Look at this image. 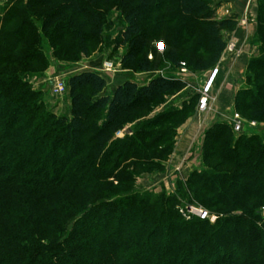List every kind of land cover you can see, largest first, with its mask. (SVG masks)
I'll list each match as a JSON object with an SVG mask.
<instances>
[{
    "label": "trees",
    "instance_id": "16d2710c",
    "mask_svg": "<svg viewBox=\"0 0 264 264\" xmlns=\"http://www.w3.org/2000/svg\"><path fill=\"white\" fill-rule=\"evenodd\" d=\"M80 1L97 0H7L0 8V264H264V138L214 123L205 131L203 167L178 181L182 198L140 191L138 175L164 169L175 128L191 107L128 124L181 91V79L125 80L105 94L101 75L78 72L67 82L70 116L47 111L41 92L24 79L48 65L42 35L85 43L86 23L76 17L99 32L97 14ZM117 1L125 24L119 37L127 43L121 64L140 72L160 62L149 52L146 12L174 13L165 14L174 25L162 43L173 67L186 64L181 39L193 53L209 55L192 54L188 65H214L225 48L220 29L237 24L235 16L211 19L204 0ZM256 17L259 54L248 62L250 86L237 91L234 108L264 121V0H257ZM182 201L216 214L215 222L183 218Z\"/></svg>",
    "mask_w": 264,
    "mask_h": 264
},
{
    "label": "rangeland",
    "instance_id": "374dc122",
    "mask_svg": "<svg viewBox=\"0 0 264 264\" xmlns=\"http://www.w3.org/2000/svg\"><path fill=\"white\" fill-rule=\"evenodd\" d=\"M204 1L209 6L211 19L219 21L235 16L237 21L234 29H220V34L225 41V48L219 60L207 69H194L190 66L191 64H187L192 54L196 59H209V55L202 52L193 53L192 45L184 44L183 39L180 41L178 51L182 61H186L184 70L181 65L173 67L168 63L163 55V49L157 48V44H164V33L173 28L174 24L169 22L171 19L164 18L165 14L169 17L174 14L171 10L170 12L166 10L149 11L142 17V27L148 31L149 52L157 55L156 59H160L157 70L140 72L123 66L121 58L126 52L127 43L122 44L119 37L120 31L125 25L120 6L117 0H97L92 4L80 1V6L83 11H95L100 22L99 32L95 33L92 30L93 25L88 24L84 18L76 17L73 18L75 22L83 23L84 21L86 23V27L81 28L82 36L86 39L85 43L80 44L78 40L70 38H63L61 41H57L60 43H56V41H48L47 37L42 35L40 47L43 55L48 58V65L41 72L24 75V79L32 89L41 92L46 110L56 116H70V96L67 82L71 75L81 71L87 70L99 75L103 74L108 82H106L107 85L103 91L105 94H110L115 85L123 83L125 80L135 81L141 85L157 75L181 79L184 82L181 91L168 94L156 101L148 115L128 124L129 127H132L141 121L154 120L165 111L180 109L183 106L191 107V110L185 114L184 122L175 128L173 150L164 164V169H152L138 175L135 184L140 191L150 190L154 193L164 191L182 198L177 191L178 181H184L191 171L203 167L201 156L206 129L218 122L232 124L234 114L239 116L243 125L242 131L235 132L232 124L236 134H257L264 138V121L249 119L234 108V97L237 91L250 86L246 77L248 62L259 54V42L256 38L257 0H252L240 17L238 14L229 13L228 8H223L224 3H227L225 0ZM6 2L7 0H0V8ZM241 25L244 32L241 34L242 40L240 41L235 35V31ZM232 39L236 40L235 49L229 50L227 46ZM151 54H149V58H151ZM106 62L114 64L110 71L103 70ZM214 67H217L219 71L210 91L211 99L207 108L200 111L197 109L200 90L210 70ZM57 81L65 83V90L61 94L55 93L53 89ZM122 136L123 133L115 135L118 138ZM182 205L200 206L184 201H182ZM262 213L264 216V208H262Z\"/></svg>",
    "mask_w": 264,
    "mask_h": 264
},
{
    "label": "built area",
    "instance_id": "2783aa9c",
    "mask_svg": "<svg viewBox=\"0 0 264 264\" xmlns=\"http://www.w3.org/2000/svg\"><path fill=\"white\" fill-rule=\"evenodd\" d=\"M236 45V40L232 39L228 43V49L233 50L235 49ZM157 48L159 50L163 49V44L159 43L157 44ZM114 64L111 62H106L104 64V69L105 71H110L113 68ZM185 63L181 62V68L184 70ZM218 73V68L214 67L210 70L203 86L201 87L200 90V95L198 98L197 102V109L202 111L207 108L209 105L211 96H210V91L214 82V79ZM54 92L57 94H61L65 90V83L63 81H57L53 87ZM233 128L235 132H239L243 130V125L242 121L239 118L237 114H234L233 120H232ZM123 131H118L117 134H121ZM179 213L182 215L183 218L185 219H190L193 216H196L200 219H208L210 222H215L217 215L213 213H209L206 209H204L201 206H195V205H190V206H184L179 208Z\"/></svg>",
    "mask_w": 264,
    "mask_h": 264
},
{
    "label": "crops",
    "instance_id": "0c3cea01",
    "mask_svg": "<svg viewBox=\"0 0 264 264\" xmlns=\"http://www.w3.org/2000/svg\"><path fill=\"white\" fill-rule=\"evenodd\" d=\"M227 1V6L224 3L223 8H228V12L233 13V14H238V16H242L243 13L245 12V10L247 9V5H249L251 3L252 0H225ZM226 6V7H225ZM244 29L242 27V25L240 27H237L236 31H235V35L237 36L238 40H242L241 39V34H243ZM242 43V42H241ZM219 71V70H218ZM105 80L107 79L106 77H104L103 74H100ZM148 80V79H147ZM107 82V80H106ZM147 82V81H146ZM108 83V82H107ZM121 84V83H120ZM118 85V84H117ZM115 85V86H117Z\"/></svg>",
    "mask_w": 264,
    "mask_h": 264
}]
</instances>
